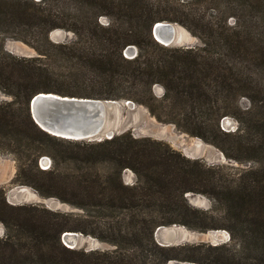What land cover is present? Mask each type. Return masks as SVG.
Segmentation results:
<instances>
[{
    "label": "trees",
    "instance_id": "trees-1",
    "mask_svg": "<svg viewBox=\"0 0 264 264\" xmlns=\"http://www.w3.org/2000/svg\"><path fill=\"white\" fill-rule=\"evenodd\" d=\"M192 1L180 3L169 16L160 13L153 0H64L68 8L63 10L49 9V0H0L1 20L18 19L29 27L34 22L47 39L49 32L58 28L72 30L75 36L61 43L48 40V49L39 45L37 38H22L43 56L37 58L16 56L0 40V91L11 97L0 102V142L11 146L13 140L27 141L33 146L29 152L19 151L14 182L33 186L44 196H57L85 211L95 207L105 217L98 233L94 221L89 223L91 227L71 225L69 218L61 219L46 208L11 205L0 190V221L8 231L0 238V264H168L173 259L200 264H264V87L257 90V101L251 95L253 106L248 111L239 104L242 88L253 90L248 83L253 79L245 78V68L264 69V11L261 21H256V16L246 15L242 0H225L224 4ZM258 1L263 8L264 0ZM101 16H108L110 23L103 24ZM163 20L186 26L200 45L184 48L159 43L152 31L155 23ZM3 32L0 29V34ZM129 45L139 49L135 58L124 54ZM40 58L50 63L42 66ZM55 66L70 76L63 83L55 78ZM79 77H84L81 84L86 88L73 92L67 82L77 80L79 84ZM155 84L164 88L161 98L154 93ZM89 85L93 92L87 91ZM40 92L132 100L168 122L195 120L193 124L203 126L207 121L201 115H206L215 126L212 142L228 158L257 167L229 179L199 159L162 148L161 142L151 138H136L131 131L97 142L52 135L31 113L32 98ZM219 101L223 107L215 105ZM169 113L174 117H167ZM224 116L238 120L236 133L221 129ZM194 134L205 138L203 133ZM44 154L54 159L49 170L39 166ZM63 163L75 164L78 172L64 173ZM125 169L136 173L135 184L125 183ZM187 193L207 194L226 205L232 220L217 228L229 230L238 243L234 254L226 253V245L206 252L196 246L193 256L184 258L176 253L184 246L157 243L155 233L160 226L211 228L207 225L211 217L191 206ZM68 231L94 235L117 248H69L61 240Z\"/></svg>",
    "mask_w": 264,
    "mask_h": 264
},
{
    "label": "rangeland",
    "instance_id": "rangeland-1",
    "mask_svg": "<svg viewBox=\"0 0 264 264\" xmlns=\"http://www.w3.org/2000/svg\"><path fill=\"white\" fill-rule=\"evenodd\" d=\"M34 1L37 2L41 0ZM188 1L191 0H153V2L157 5L158 10L161 11L160 13L169 16L171 15L172 10H176L180 3H186ZM217 1H220L223 4L225 3V0ZM64 3V0H49V5L51 6L49 7V9H67L68 7ZM212 4L214 5L215 3L213 2ZM242 5L247 16L253 15L256 16V18L253 17L256 21L260 20L259 17L262 16V10L264 11V7L262 8V4L258 0H242ZM211 11L214 12V10ZM179 14H181L180 11ZM100 21L103 24L108 25L110 23V18L108 16H101ZM158 22L172 23L176 27V41L170 45H165L160 42L152 31L154 38L162 45L169 47L184 48H194L200 45L199 38L181 23L172 22L169 20H163ZM26 23L27 22L23 21L19 22L18 19H15L13 22L0 19V29H3L4 31L0 34V40H2V42L4 43L5 49L16 56L30 58L43 57L32 45L29 44V42L23 41L24 38L29 39L31 41L35 38L40 39H35V41H39V45H43V48L48 49V40L54 43H61L70 41L75 37L74 32L72 30L58 28L49 32V37L47 39L45 31L41 33V31L37 29L38 26L34 22L31 23V27H29L28 23ZM26 28H28V32ZM255 29L259 31V28L255 27ZM32 33H34L35 36ZM256 34L258 35V32H256ZM138 53L139 49L136 45H129L124 51L125 56L128 58H135ZM40 59L42 61L38 60V62L41 63L42 66H46V63H50L47 62V58H45V61L44 58ZM55 71L58 74L55 75V78L58 79L60 83H63V81L67 80L70 77H66L63 74V68L60 66H55ZM249 75L251 77H247ZM244 76L246 79H253L252 81H248L250 85L252 84L253 90H251L250 87L242 88L243 90L241 91L243 96H241L239 102L241 108L244 111H248L249 108L253 106V98L251 95H253V97L256 99V97H259V93H257V90L264 87V69L261 67L257 68L254 66L252 67V70H247L245 68ZM71 78H73V76H71ZM79 78L81 79L84 77ZM87 81H89V79ZM81 82H83V80L80 81L79 84L77 80L76 83L75 81L70 82L69 80L67 82V85L70 87H68L67 85L66 86L73 92H79V89L86 88L85 85L81 84ZM153 90L158 98H161L164 95V88L160 84H155ZM87 91L93 92V88L91 87V85H89ZM50 93L59 94L56 92ZM247 93L248 95H250L251 98L247 95ZM59 95L64 94L60 93ZM74 97L78 96L76 95ZM10 99L11 97L0 91V102ZM121 102L124 105L125 109L123 112L124 117L122 120L123 126L121 129H119L118 134H121L126 131H131L133 136L136 138H151L152 140L161 142L162 148H172L178 153L185 156L186 158L192 160L199 159L207 167L216 168L219 172L228 176L229 179H237L242 172L244 173L248 169L257 167L255 163H240L236 160L228 158L225 153L219 147H217L214 142H212L214 141L216 136V134L213 132V130H215V126L213 124V120L210 121L208 116L206 115H201L202 118L207 121L203 123V126H201L200 124L199 126L193 124L195 120L188 121L186 119H180L178 122L177 119V121L168 122L164 118L160 120L154 115H152L148 108H146L144 105L137 104L133 101L135 103V107L132 108L127 104V100ZM215 105L217 107H223V102L219 101ZM169 109L170 107L166 106V111H168ZM181 116L183 117V115ZM167 117L174 116L169 113L167 114ZM220 127L225 132L236 133V131L240 127V123L236 118L232 116H224L220 121ZM194 133H203L205 135V138ZM240 133L244 136L247 134L244 129H242ZM105 138L106 137H104V139ZM218 139L219 138H217L216 141H219ZM229 139L232 140V138ZM78 141L97 142L101 140ZM225 141L228 143L226 139ZM225 141L222 140L223 143H226ZM31 149H33V146L29 145L27 141L18 143L13 140L11 146H8L7 144L4 145L2 143L0 144V190L4 192L8 203L15 206L26 205L33 206L38 209L46 208L52 212L59 214L61 216V219L65 220L66 218H69L68 222H70L71 225L75 224V226L91 227L89 226V223H91V221H94V223H97L98 225L96 226V231L99 233V231L101 230L100 227L102 225L101 222L105 220V217L95 207H92L91 209H89V211H85L84 209L78 208L69 202L63 201L57 196H44L33 186L17 184L14 182V178L19 170V151L23 150L29 152ZM53 165L54 159L50 155L44 154L39 158V166L41 169L49 170L52 168ZM62 167L65 168L64 173L78 172V167L73 163H63ZM90 169L94 171L93 168ZM124 181L126 184L129 185L135 184L137 182L136 173L132 169H125ZM186 196L191 206L198 209L201 213L211 217L208 220L209 224L207 223V225L211 226V228L206 230L191 229L184 225L178 224H173L171 226H162L158 233H155L157 243L162 245L161 243L167 241L169 242V240H171L172 243L170 244V247L184 246L179 248L176 252L178 255H180V257L184 258L193 256V248L196 246L202 247L201 250L206 252L207 249L212 251V247L214 246L226 245V248H228L226 253H228V255L230 256L234 254L235 251L239 249L238 243L232 239V235L229 230L225 228H217L220 225L228 224L232 220L227 212L226 205L212 199L207 194L187 193ZM7 233V228L0 221V238L5 237ZM76 233H78V239L76 242L72 243L64 235H62V243L69 248L74 247L73 249H83L85 251H111L117 248V245L103 241L94 235H86L82 232ZM247 254L250 257L255 256V254H253L252 252H247ZM168 264L200 263L173 259L170 260Z\"/></svg>",
    "mask_w": 264,
    "mask_h": 264
},
{
    "label": "water",
    "instance_id": "water-1",
    "mask_svg": "<svg viewBox=\"0 0 264 264\" xmlns=\"http://www.w3.org/2000/svg\"><path fill=\"white\" fill-rule=\"evenodd\" d=\"M153 32L165 45L176 41V27L172 23L158 22L153 27ZM127 104L135 107L131 100H127ZM124 109V105L118 100L74 97L50 92H40L31 101L32 116L43 130L71 140L113 138L123 126ZM161 228L162 226L158 227L156 233ZM63 235L72 243L78 239L76 232H65ZM171 243L169 240L161 244L170 246Z\"/></svg>",
    "mask_w": 264,
    "mask_h": 264
}]
</instances>
